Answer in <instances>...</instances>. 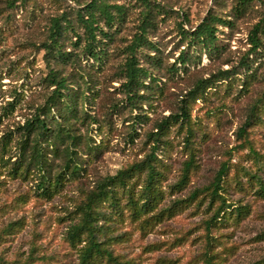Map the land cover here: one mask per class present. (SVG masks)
<instances>
[{
  "label": "rangeland",
  "instance_id": "obj_1",
  "mask_svg": "<svg viewBox=\"0 0 264 264\" xmlns=\"http://www.w3.org/2000/svg\"><path fill=\"white\" fill-rule=\"evenodd\" d=\"M8 1L0 0V140H8L7 148L0 149V264H82L80 250L84 243L73 242L68 231L81 221L80 205L87 192L154 150L156 125L178 110L181 99L197 79L236 65L250 48L248 34L264 15V0H253L246 15L230 17L235 21L233 29L220 28L225 31L220 43L226 45L221 59L210 60L203 55L187 75L174 78L167 76L166 67L184 48L178 33L180 16L186 14L189 28L209 12L222 17L232 15L238 0H152L172 9L169 16L158 17L157 27L149 34L159 48L156 56L163 61V68L155 74L162 79L164 91H155L148 102L139 104L142 108L133 110L126 106L115 110L124 99L120 83L115 81L117 67L123 60L122 49L116 50L94 89L91 106L86 108L99 123L80 130L92 136L97 154L89 157L80 153L83 175L68 179L60 192L50 197L38 192L35 176L11 174V168L17 161L22 128L51 91L45 82L50 67H59L65 75L76 73L70 64L61 67L53 61L48 66L40 46L49 20L64 9L76 7V0H20L13 5ZM114 2L130 5L131 9V21L116 38L115 46L123 47L135 31L141 8L135 0ZM64 49H73L71 40L65 41ZM141 56L145 65L154 70L148 58ZM259 56L264 62V49ZM227 61L229 64H224ZM82 62L88 65L86 58ZM242 81L240 75L229 86L227 82L219 84L217 89L208 90L203 99L192 102L191 132L175 125L160 135L155 154L163 175L158 182L162 194L154 210L134 216L124 197L122 213L112 212L108 204L101 206L105 215L97 222L103 230L98 240L122 263L257 264L264 260V197L252 177L256 174L264 180V105L259 112L261 120L246 135H238L251 107L258 100L264 104V63L258 78L244 86ZM139 113L147 115L141 124L134 122ZM191 157L194 160L190 178L186 186L180 187L177 184ZM51 159L59 169L61 161ZM223 166L227 170L219 194L232 204L234 211L243 209L244 213L239 219L234 213L232 219L208 227L207 221L218 205H211L208 189L213 187ZM143 183L141 175L133 186L135 199ZM196 193L198 199L192 200L190 196ZM91 261L111 264L106 260Z\"/></svg>",
  "mask_w": 264,
  "mask_h": 264
},
{
  "label": "trees",
  "instance_id": "obj_2",
  "mask_svg": "<svg viewBox=\"0 0 264 264\" xmlns=\"http://www.w3.org/2000/svg\"><path fill=\"white\" fill-rule=\"evenodd\" d=\"M17 1L20 0H9L8 4L13 5ZM135 1L141 8L139 21L123 47L115 46L116 38L122 28L131 21L130 5L114 0H76V7L64 9L62 13L49 20L46 37L40 44L45 52L46 63L51 66V62L55 61L61 67L70 64L74 66L76 73L71 71L65 75L61 74L59 67H50L45 82L51 91L44 103L34 109L32 117L22 128L17 143V161L11 168V174L35 176L38 192L47 197L60 192L68 179L83 175L85 167L79 161L80 153L89 157L97 154L98 148L93 144L92 136L84 135L80 130L82 126L99 123L86 108L91 106L90 102L96 93L94 89L101 81L105 68L111 63L112 58L114 59L113 53L116 50L122 49L123 60L117 67L115 81L120 83L119 89L124 99L115 110L126 106L132 107L133 110L142 108L143 106L139 104L148 102L155 91H164L162 79L155 74L156 70L163 68V61L156 56L159 48L152 42L149 34L157 27L158 17L169 16L172 9L152 0ZM252 1L238 0L233 7L232 15L227 17L209 12L201 22L189 28H186V25H190V20L183 13L180 16L178 33L181 46L184 48L175 61L166 67L167 76L174 78L175 75H187L194 63L201 62L203 55L210 60L221 59L226 45L220 43V35L225 32L220 28L233 29L235 21L230 17L240 18L246 15L251 10ZM68 39L71 40L73 47L71 51L64 49V43ZM248 41L250 48L236 65L223 70L218 69L206 79H197L185 98L181 99L178 110L156 125L158 131L154 135V150L145 159L120 170L115 176L106 177L95 189L87 192L85 202L80 205L81 221L68 231V238L73 242L84 243L80 250L82 264H93L91 260L124 264L98 240L103 230L97 222L105 215L101 211V206L108 204L112 207V212L118 214L121 212V198L124 197L128 204H131L134 216L155 209L162 194L158 182L163 175L157 167L155 154L158 150L156 146L161 140L160 135L175 125L179 128L187 127V133L191 132L190 104L203 99L208 90L217 89L219 84L225 82L229 86L231 81L240 75L243 76V86L259 77V70L264 63L262 56H259L264 49V15L249 31ZM111 45L115 49H112ZM141 55L148 58V63L154 65V70L145 65ZM85 58L88 65L84 66L82 61ZM228 62L224 64H229ZM262 105H264L262 100H258L251 107L248 117L238 130V135H246L248 129L261 120L259 112L263 108ZM146 116L139 113L135 116L134 122L141 124ZM137 132L135 128L133 133ZM187 140L189 142V139ZM7 145V138L4 143L0 140V149H6ZM51 158L61 161L59 169L53 166ZM193 160L191 157L186 163L178 186L184 187L188 183ZM226 170L227 167L223 166L212 184L213 187L208 189L212 197L211 205L218 202L212 218L207 221L208 227L232 219L234 213L235 218L239 219L244 213L243 209L234 211L232 204L226 203V199L219 194ZM141 175H144V183L135 199L133 186ZM252 177L256 180L260 196L264 197V180L256 174ZM198 196L196 193L190 198L196 200ZM162 215L163 212L160 216ZM257 264H264V260Z\"/></svg>",
  "mask_w": 264,
  "mask_h": 264
}]
</instances>
